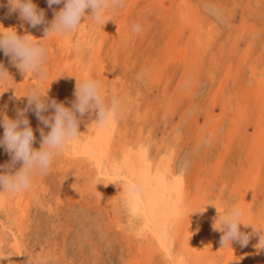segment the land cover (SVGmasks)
I'll list each match as a JSON object with an SVG mask.
<instances>
[{
	"label": "rangeland",
	"instance_id": "obj_1",
	"mask_svg": "<svg viewBox=\"0 0 264 264\" xmlns=\"http://www.w3.org/2000/svg\"><path fill=\"white\" fill-rule=\"evenodd\" d=\"M33 3L46 24L32 27L0 0V31L46 47V78L25 75L0 50L12 76L0 85V120L16 119L34 88L71 108L86 78L99 80L102 95L115 96L120 109L105 127L94 111L78 114L80 134L47 174L34 175L21 193L0 192V264H28L30 257L32 264H264L257 247V230H264V0H123L103 25L85 16L76 31L48 37L44 29L63 4ZM25 115L39 149L40 129L50 128L32 109ZM105 130L103 172L133 157L145 163L147 187L171 202L170 254L125 206L124 180L101 175L87 153ZM10 161L0 146V166ZM233 205L250 224L240 225L249 235L244 247L237 240L222 247L223 232L213 227L218 209L224 214Z\"/></svg>",
	"mask_w": 264,
	"mask_h": 264
},
{
	"label": "clouds",
	"instance_id": "obj_2",
	"mask_svg": "<svg viewBox=\"0 0 264 264\" xmlns=\"http://www.w3.org/2000/svg\"><path fill=\"white\" fill-rule=\"evenodd\" d=\"M47 2L50 8L60 4H63V7L55 13L50 26L44 29L45 37L53 33L65 35L76 31L81 24V19L85 16L91 18L97 25H103L108 22L106 12L123 5V0H47ZM8 4L10 13L19 11L20 18L32 27L47 23L44 11L39 10L33 0H8ZM88 9H91V14L87 13ZM133 31H139V26L135 25ZM0 50H3L6 56H10L11 62L25 75L32 72L41 79L46 78L43 66L47 59V49L41 43L30 39V35L20 36L15 30L0 31ZM10 77L12 76L7 69L0 64V85L6 84ZM75 96V102L71 108H68L55 100L47 101V95L42 94L39 88H34L25 95L28 106L17 112L16 119L3 116L0 126L3 127L4 133L0 138V146H3L10 154L11 161L7 165L0 166V192L21 193L31 187L34 175L47 174L54 159L63 152L70 141L80 134L79 117H83L90 110L94 111L97 125L105 127L112 122L120 109L119 101L115 96L110 101L106 100L102 95L101 82L96 79L86 78L82 82L78 81ZM29 109L34 111L44 127L50 128L47 133L43 128L40 129L42 141L39 149L33 148L35 137L25 115ZM49 109H53L52 114L44 115ZM18 162H22V166L16 169ZM13 169L16 170L13 171ZM98 184L94 181L96 189ZM243 215V210L237 205H233L224 214H221L218 209V217L213 227L223 232L222 247L231 246L233 240L239 241L242 247L247 246L249 235L240 231V225L247 227L250 224L243 223ZM217 221H219V227H217ZM257 231L260 233L257 247L264 249V230ZM28 264H32L31 257Z\"/></svg>",
	"mask_w": 264,
	"mask_h": 264
},
{
	"label": "bare ground",
	"instance_id": "obj_3",
	"mask_svg": "<svg viewBox=\"0 0 264 264\" xmlns=\"http://www.w3.org/2000/svg\"><path fill=\"white\" fill-rule=\"evenodd\" d=\"M109 140L110 136L105 130L102 137L92 147H89L90 149L87 153L95 161L101 175L110 181L124 180L126 183V191L123 193L124 201L126 200L125 206H127L133 216L142 219L143 228H141L147 232H145L146 235L148 234L153 242L170 254L173 227H175V217L172 214L171 202L165 205V202L163 203L161 200V190L147 187L145 163L133 157L132 160L131 158L127 161L125 160L124 164H120L117 161L116 166L105 165L106 173L103 172L104 158L108 153L107 147L110 146ZM12 235L15 237V242L19 244V235L15 232Z\"/></svg>",
	"mask_w": 264,
	"mask_h": 264
}]
</instances>
